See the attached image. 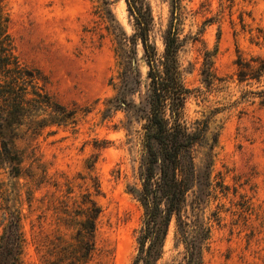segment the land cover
<instances>
[{
    "label": "rangeland",
    "instance_id": "374dc122",
    "mask_svg": "<svg viewBox=\"0 0 264 264\" xmlns=\"http://www.w3.org/2000/svg\"><path fill=\"white\" fill-rule=\"evenodd\" d=\"M131 2H2L17 54L43 72L50 95L74 112L39 132L21 129L20 177L0 168V185L13 191L3 202L22 215L21 264H52L57 236L70 239L75 230L63 220L65 208L79 209L86 192L102 208L89 264L133 263L144 218L135 190L142 185L151 89L138 11L161 70L174 24L177 66L190 90L182 121L191 130L206 128V138L192 147L197 178L183 212L189 232L196 222L209 230L202 264H264V75L241 81L237 65L239 57L264 60V0ZM185 255L173 218L157 264H185Z\"/></svg>",
    "mask_w": 264,
    "mask_h": 264
},
{
    "label": "trees",
    "instance_id": "16d2710c",
    "mask_svg": "<svg viewBox=\"0 0 264 264\" xmlns=\"http://www.w3.org/2000/svg\"><path fill=\"white\" fill-rule=\"evenodd\" d=\"M132 5L131 0H127ZM0 0V168L20 177L24 157L16 146L21 129L42 131L50 125H60L62 118L73 119L74 112L50 95L47 78L37 68L25 64L17 54L14 40L8 32V17L3 13ZM136 14L139 40L142 41L150 66L151 89L147 96V115L144 125V159L141 165L140 189L135 190L144 209L143 225L138 236V251L132 264H157L164 252L165 241L173 218L177 231L182 234L186 247L185 264H202L203 244L209 230L184 219L187 194L196 183V166L192 147L206 138V128L191 130L182 121L185 100L190 90L181 80L177 66L179 42L177 30L171 26L165 39V59L162 70L154 59V48L149 42L148 21L141 11ZM239 80L260 79L264 75V60L245 61L239 57ZM119 99L126 102L120 91ZM129 103V102H128ZM130 107V103H129ZM94 192L101 193L98 179H94ZM3 188V190H2ZM0 264H21L23 234L21 212L5 202L10 192L0 185ZM15 194V192H14ZM79 209L65 208V218L75 226L70 239L57 236L52 264H89L95 251L98 219L102 208L90 192L82 196Z\"/></svg>",
    "mask_w": 264,
    "mask_h": 264
},
{
    "label": "water",
    "instance_id": "95a60500",
    "mask_svg": "<svg viewBox=\"0 0 264 264\" xmlns=\"http://www.w3.org/2000/svg\"><path fill=\"white\" fill-rule=\"evenodd\" d=\"M136 13V12H135ZM137 14V13H136Z\"/></svg>",
    "mask_w": 264,
    "mask_h": 264
}]
</instances>
